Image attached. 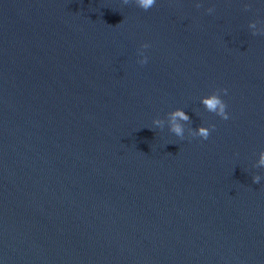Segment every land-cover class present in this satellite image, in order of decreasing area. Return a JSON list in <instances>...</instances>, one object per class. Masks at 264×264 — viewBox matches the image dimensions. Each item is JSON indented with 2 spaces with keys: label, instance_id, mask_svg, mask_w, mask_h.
<instances>
[{
  "label": "water",
  "instance_id": "95a60500",
  "mask_svg": "<svg viewBox=\"0 0 264 264\" xmlns=\"http://www.w3.org/2000/svg\"><path fill=\"white\" fill-rule=\"evenodd\" d=\"M253 32L264 0H0V264H264Z\"/></svg>",
  "mask_w": 264,
  "mask_h": 264
},
{
  "label": "clouds",
  "instance_id": "9594fccd",
  "mask_svg": "<svg viewBox=\"0 0 264 264\" xmlns=\"http://www.w3.org/2000/svg\"><path fill=\"white\" fill-rule=\"evenodd\" d=\"M125 4L129 3V0H123ZM135 3L138 7L142 8L143 10L147 11L151 7H153L156 3V0H135ZM197 7H200L198 4ZM211 11V9H209ZM250 27L255 28V24H251ZM260 34L264 35V32L261 33H256L253 32V35ZM144 48H148L149 45L145 43L143 45ZM148 57L146 55L143 56L142 59L139 60L140 64H145L147 63ZM223 92L224 94H227V89L226 88H218L214 89L210 94L205 95L202 98V103L205 107V109L208 112L215 113L216 115L220 116L222 119L227 120L229 118L228 112L226 111L227 109V104L226 102L221 98L220 93ZM179 117L180 120L182 121H188L189 117L186 115V113L182 110L177 109L173 113V124L171 127V131L174 132L177 136L181 137L183 139V125L179 122H176V118ZM215 125L211 124L207 127L205 126H200L195 133V135L199 136L202 139H208L210 136V129H214ZM260 164L264 165V152L261 153V159H260ZM260 177L254 176L253 177V182L258 183Z\"/></svg>",
  "mask_w": 264,
  "mask_h": 264
}]
</instances>
